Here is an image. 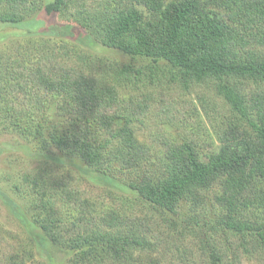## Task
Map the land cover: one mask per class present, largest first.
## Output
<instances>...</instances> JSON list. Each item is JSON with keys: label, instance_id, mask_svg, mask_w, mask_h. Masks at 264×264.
<instances>
[{"label": "trees", "instance_id": "trees-1", "mask_svg": "<svg viewBox=\"0 0 264 264\" xmlns=\"http://www.w3.org/2000/svg\"><path fill=\"white\" fill-rule=\"evenodd\" d=\"M39 2L0 0V23L21 25ZM46 9L108 47L165 65L94 72L81 50L50 42L0 71V108L15 129L27 123L26 134L30 127L40 142L80 159L87 177L116 187L122 180L146 211L110 206L102 192L94 198L73 173H27L36 210L25 218L4 196L25 233L0 226V264H47L37 257L35 231L69 253L66 264H159L161 241L173 232L200 237L206 264H264V0H53ZM189 13L196 23L182 33ZM149 77L216 89L232 113L217 132V151L204 156L192 140L157 145L139 136L145 108L122 87ZM53 98L62 100L69 126L46 138L36 120ZM155 146L160 168L150 163Z\"/></svg>", "mask_w": 264, "mask_h": 264}, {"label": "rangeland", "instance_id": "rangeland-1", "mask_svg": "<svg viewBox=\"0 0 264 264\" xmlns=\"http://www.w3.org/2000/svg\"><path fill=\"white\" fill-rule=\"evenodd\" d=\"M51 1L53 0H40L34 9H27V20L21 25L0 23V71L9 63L34 59L40 51L51 47L50 42L68 43L81 50L87 55L89 66L94 72L108 73L109 69L124 65H130L134 69L165 65L102 44L86 28L60 14H50L46 8ZM195 23L193 13L187 14L179 23L180 32L184 33L185 29ZM68 26L74 27L72 33L65 29ZM122 89L123 96L139 100L142 108H145L141 115L142 120L136 122L139 136L143 140L157 145H160L163 138L192 140L204 156L220 147L217 132L232 113L216 89H212L210 85L200 84L185 88L169 83L164 78L160 80L158 77H149L144 84L134 86L127 83ZM61 103L60 98L51 99L44 117L36 120L42 124L41 129L46 138L52 132L63 131L69 126V118ZM8 117L0 108V226L3 232L11 231L20 235L25 233L21 220L4 205V196L25 211V218H30L36 210L38 198H35V192L27 185L29 183L25 182L24 175H37L45 169L50 170L53 175L73 173L79 178L83 177L82 188L94 198L102 197V192L105 202L110 206H120L126 202L125 206L122 204L120 207L128 211L134 207L137 213L146 211L137 193L127 187L124 189L126 185L120 186L122 180H117L120 185L116 187L106 180L98 181L91 175L87 177L82 173L85 164L80 159L61 151L53 144L45 145L40 142L41 137L35 135L30 127L26 134L27 123L24 124L25 129H15L10 125ZM160 155V148L155 146L150 162L153 168H160ZM57 157L61 159L56 160ZM111 189L115 194L106 195L105 191ZM211 208L208 220L215 217V209L210 204L208 210L211 211ZM183 211L184 217L180 219H184L185 224L188 211ZM161 227L167 232L163 224ZM35 233L37 257L47 264H66L69 253L48 243L38 232ZM182 233L186 235H180ZM182 233L173 232L168 235L169 239H162L163 251L158 254L159 264H206L202 258L204 252L201 250V238L194 236L193 240H189L192 239L190 234Z\"/></svg>", "mask_w": 264, "mask_h": 264}]
</instances>
